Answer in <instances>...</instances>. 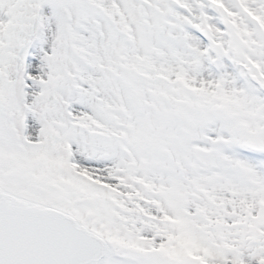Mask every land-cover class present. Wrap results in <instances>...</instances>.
<instances>
[{
	"label": "snow or ice",
	"instance_id": "obj_1",
	"mask_svg": "<svg viewBox=\"0 0 264 264\" xmlns=\"http://www.w3.org/2000/svg\"><path fill=\"white\" fill-rule=\"evenodd\" d=\"M0 264H264V0H0Z\"/></svg>",
	"mask_w": 264,
	"mask_h": 264
}]
</instances>
